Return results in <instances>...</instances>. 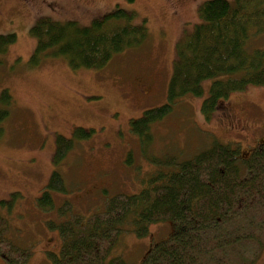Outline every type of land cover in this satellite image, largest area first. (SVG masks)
<instances>
[{"label": "rangeland", "instance_id": "obj_1", "mask_svg": "<svg viewBox=\"0 0 264 264\" xmlns=\"http://www.w3.org/2000/svg\"><path fill=\"white\" fill-rule=\"evenodd\" d=\"M205 1L0 0V35H15V42L0 52V94L6 90L11 97L0 125V201L19 194L9 213L0 206V217L8 223L7 239L30 251L27 264H52L48 253H59L58 233L47 223L66 219L58 212L64 203L72 215L86 220L111 197L140 193L154 175L175 171V164L215 142L237 144L244 156L264 143V87L231 92L207 118L201 107L210 80L200 97L184 96L151 126L148 143L130 131L131 120L166 103L176 44L199 23L197 11ZM116 8L133 12L135 24L145 20L142 44L99 69L74 70L64 58L44 55L32 63L36 41L29 30L38 19L89 26ZM263 43L262 36L249 45ZM75 129L92 132L78 138ZM57 137L72 145L54 163ZM53 172L65 192L51 191L54 207L43 212L36 200ZM172 233L169 221L150 224L144 237L122 232L109 259L141 264L152 245ZM0 264L5 262L0 259ZM255 264H264V249Z\"/></svg>", "mask_w": 264, "mask_h": 264}, {"label": "trees", "instance_id": "obj_2", "mask_svg": "<svg viewBox=\"0 0 264 264\" xmlns=\"http://www.w3.org/2000/svg\"><path fill=\"white\" fill-rule=\"evenodd\" d=\"M199 23L176 44L167 87V101L130 121V131L142 142L151 140V126L168 115L184 96L200 97L211 81L202 112L208 116L231 92L248 86L264 87V0H208L198 8ZM133 12L116 8L89 26L75 21L40 18L29 30L36 41L32 63L40 55L62 57L72 69H99L114 55L142 44L145 20L135 24ZM15 42V35H0V52ZM11 97L0 94V125L8 116ZM92 131L75 129L87 138ZM2 129L0 127V135ZM72 141L57 137L54 163L71 149ZM237 144L220 145L175 164L171 173H158L134 195L111 197L101 212L84 220L72 215L64 203L58 212L62 222H48L60 239L59 253H48L52 264H128L121 257L109 259L122 232L137 237L150 224L171 222L173 233L155 243L141 264H255L264 249V143L247 156ZM171 164V162H168ZM65 192L60 175L53 172L36 200L43 212L53 209L50 192ZM19 194L0 201L9 213ZM8 223L0 217V259L5 264H27L31 253L16 247L6 235Z\"/></svg>", "mask_w": 264, "mask_h": 264}, {"label": "flooded vegetation", "instance_id": "obj_3", "mask_svg": "<svg viewBox=\"0 0 264 264\" xmlns=\"http://www.w3.org/2000/svg\"><path fill=\"white\" fill-rule=\"evenodd\" d=\"M260 144H263V143H260Z\"/></svg>", "mask_w": 264, "mask_h": 264}]
</instances>
